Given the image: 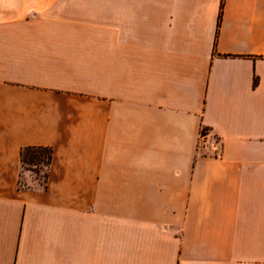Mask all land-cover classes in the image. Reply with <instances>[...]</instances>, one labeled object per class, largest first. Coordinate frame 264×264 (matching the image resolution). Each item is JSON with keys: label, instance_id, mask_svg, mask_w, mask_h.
<instances>
[{"label": "crops", "instance_id": "crops-1", "mask_svg": "<svg viewBox=\"0 0 264 264\" xmlns=\"http://www.w3.org/2000/svg\"><path fill=\"white\" fill-rule=\"evenodd\" d=\"M0 264H264V0H0Z\"/></svg>", "mask_w": 264, "mask_h": 264}, {"label": "trees", "instance_id": "trees-1", "mask_svg": "<svg viewBox=\"0 0 264 264\" xmlns=\"http://www.w3.org/2000/svg\"><path fill=\"white\" fill-rule=\"evenodd\" d=\"M52 150L48 146H25L20 150V161L23 167L24 164L41 165L42 170V183L40 186L45 187L47 182V169L51 162ZM40 169V168H39ZM33 171V170H30ZM19 186L24 187L25 184L19 179Z\"/></svg>", "mask_w": 264, "mask_h": 264}, {"label": "rangeland", "instance_id": "rangeland-1", "mask_svg": "<svg viewBox=\"0 0 264 264\" xmlns=\"http://www.w3.org/2000/svg\"><path fill=\"white\" fill-rule=\"evenodd\" d=\"M23 169L26 171L33 170V171L29 172V174L33 177L32 179H35L37 184L42 183V170H43V168L41 167V165L39 166V165L31 164V163L30 164H24ZM27 179L28 178H21V182L23 184H27V182H28Z\"/></svg>", "mask_w": 264, "mask_h": 264}]
</instances>
